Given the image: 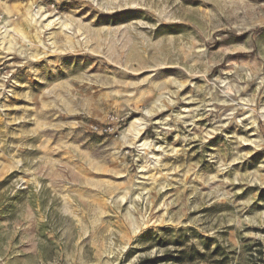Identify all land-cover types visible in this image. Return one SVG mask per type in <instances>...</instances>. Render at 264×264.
<instances>
[{"label":"rangeland","instance_id":"rangeland-1","mask_svg":"<svg viewBox=\"0 0 264 264\" xmlns=\"http://www.w3.org/2000/svg\"><path fill=\"white\" fill-rule=\"evenodd\" d=\"M253 263L264 0H0V264Z\"/></svg>","mask_w":264,"mask_h":264},{"label":"built area","instance_id":"built-area-1","mask_svg":"<svg viewBox=\"0 0 264 264\" xmlns=\"http://www.w3.org/2000/svg\"><path fill=\"white\" fill-rule=\"evenodd\" d=\"M108 121L109 122L102 130H100V128L98 127H94V130L97 132L101 131V132L108 133V132H117L122 127V120L116 117H110Z\"/></svg>","mask_w":264,"mask_h":264},{"label":"bare ground","instance_id":"bare-ground-1","mask_svg":"<svg viewBox=\"0 0 264 264\" xmlns=\"http://www.w3.org/2000/svg\"><path fill=\"white\" fill-rule=\"evenodd\" d=\"M44 17H46V16H44ZM41 18V17H40ZM47 18V17H46ZM45 19V18H44ZM40 20V19H39ZM54 24H58L59 26H60V28H63V29H65V30H67L68 32H70V30H69V28L67 27V25L65 24H63V22H61L60 20H59V18H56V19H54V20H50L49 21V26H51V25H54ZM84 41V40H83ZM27 43H29V41H26ZM143 129V128H142ZM134 131H136V133L137 134H139V131H138V129H136V130H134ZM143 223V222H142ZM145 223V222H144ZM145 225V224H144ZM137 229V228H136ZM141 229V228H140ZM137 232V231H136Z\"/></svg>","mask_w":264,"mask_h":264},{"label":"trees","instance_id":"trees-1","mask_svg":"<svg viewBox=\"0 0 264 264\" xmlns=\"http://www.w3.org/2000/svg\"><path fill=\"white\" fill-rule=\"evenodd\" d=\"M253 264H256V263H253Z\"/></svg>","mask_w":264,"mask_h":264}]
</instances>
